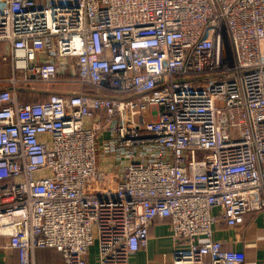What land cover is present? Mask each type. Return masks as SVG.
I'll list each match as a JSON object with an SVG mask.
<instances>
[{"label": "built area", "instance_id": "2783aa9c", "mask_svg": "<svg viewBox=\"0 0 264 264\" xmlns=\"http://www.w3.org/2000/svg\"><path fill=\"white\" fill-rule=\"evenodd\" d=\"M0 42V237L18 264L39 248L85 264L93 245L128 264L157 218L186 246L173 264H244L213 226L264 211V0H0Z\"/></svg>", "mask_w": 264, "mask_h": 264}, {"label": "crops", "instance_id": "0c3cea01", "mask_svg": "<svg viewBox=\"0 0 264 264\" xmlns=\"http://www.w3.org/2000/svg\"><path fill=\"white\" fill-rule=\"evenodd\" d=\"M6 52L7 45L0 42V61L8 65L11 75L9 61L2 60ZM99 167H102L101 164ZM213 230L214 239L220 240L224 248L237 250L244 255V264H264V211L246 215L244 222L235 228L222 222L215 223ZM6 241V238L0 237V264H18L16 250L4 246ZM185 247L173 242L169 220L157 218L150 226L147 246L133 255L128 264H173L174 253ZM35 264H64V261L62 254L55 249L39 248L35 252ZM85 264H100L96 245L89 249Z\"/></svg>", "mask_w": 264, "mask_h": 264}, {"label": "rangeland", "instance_id": "374dc122", "mask_svg": "<svg viewBox=\"0 0 264 264\" xmlns=\"http://www.w3.org/2000/svg\"><path fill=\"white\" fill-rule=\"evenodd\" d=\"M10 75V70L8 68L7 64H4L3 62L0 61V80H4ZM4 86V82H0V88ZM36 87L42 88V89H48L50 91H57L60 93H64L65 91H73L78 89V84L73 83L71 85H65V84H38Z\"/></svg>", "mask_w": 264, "mask_h": 264}, {"label": "trees", "instance_id": "16d2710c", "mask_svg": "<svg viewBox=\"0 0 264 264\" xmlns=\"http://www.w3.org/2000/svg\"><path fill=\"white\" fill-rule=\"evenodd\" d=\"M84 90L86 92L91 93L92 92V88L86 86L84 87ZM47 93H23L20 92L19 95V101L21 103H35V102H39L42 100H45L47 98Z\"/></svg>", "mask_w": 264, "mask_h": 264}]
</instances>
